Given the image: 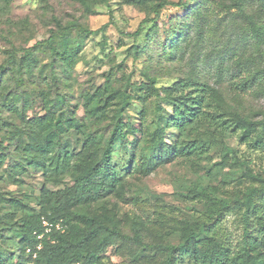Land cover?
Returning <instances> with one entry per match:
<instances>
[{"label": "trees", "instance_id": "obj_1", "mask_svg": "<svg viewBox=\"0 0 264 264\" xmlns=\"http://www.w3.org/2000/svg\"><path fill=\"white\" fill-rule=\"evenodd\" d=\"M79 1L92 8L90 0ZM129 2L144 7L147 16L126 35L136 41L128 53L142 56L147 46L137 40L148 28L146 36H157L161 56L142 70L140 82L129 75L117 86L111 74L102 75L103 83H91L77 99L80 47L70 36L74 29L80 36L103 32L78 21L55 19L47 39L13 48L0 64V164L7 162L0 182L9 179L20 189L15 195L0 184V264H109L110 246L128 250L127 264H264V173L246 159H235L243 169V189H224V196L215 187L191 189L194 198L205 200L201 214L166 223V230L137 216H119L109 206L124 174L149 175L177 158L205 154L222 141L226 128L242 131L248 143L256 132L257 142L264 140V118L255 119L244 105L249 94L264 93V0ZM169 10L172 15L165 17ZM216 39L210 55L193 59L211 62L207 76L196 72V63L178 69L196 48L206 49ZM107 46L104 39L102 48ZM164 78L168 81L161 84ZM154 96L161 101L152 118L134 121L126 115L135 100ZM71 131L84 136L79 151L64 137ZM117 151L128 156L122 164L115 161ZM31 170L43 174L38 194L23 188ZM66 178L72 184L62 189L47 184ZM230 214L242 228L236 242L217 227ZM43 218L63 219L66 229L46 235L34 257L28 249L41 241Z\"/></svg>", "mask_w": 264, "mask_h": 264}, {"label": "rangeland", "instance_id": "obj_2", "mask_svg": "<svg viewBox=\"0 0 264 264\" xmlns=\"http://www.w3.org/2000/svg\"><path fill=\"white\" fill-rule=\"evenodd\" d=\"M90 1L91 9L86 8L79 0H0V64L13 48L31 47L38 41L47 39L51 29L55 28V19H59L63 24L78 21L91 29L101 28L103 32L96 36H80L78 29H74L70 36L71 44L80 47L74 72L77 79L75 84L77 99L91 83L95 82L97 85L103 83L102 75L111 74L117 86L125 83L129 75L133 82H140L142 70L161 58L158 44H156L157 36L152 35L149 39L146 36L148 28L137 40L142 46H147L142 56L135 59L128 53V49L136 41L126 35L137 30L140 22L147 16V11L129 0ZM188 2L192 3L195 0H188ZM172 13L173 11L169 10L165 17L171 16ZM213 19H216L215 15ZM165 21L168 20L165 19L160 24L164 26ZM222 31L223 28L219 31L220 36ZM214 32L215 29L212 28L208 35ZM227 36L228 34L224 35V41ZM104 39L108 43L107 49L102 48ZM219 42L216 39L206 49L205 46L200 45L192 53L189 52L191 54L188 56V62L178 66V69L193 68L190 64H197L193 59H196L198 54L210 55ZM22 54L19 53V56ZM210 64L211 62H203L197 64L198 69H194L200 72V75L207 76ZM161 80V84L168 81L166 78ZM160 101L155 96L148 98L145 102L135 100L126 115L132 117L134 121L142 120L144 115L152 118L155 107ZM244 105L246 110H253L256 114L255 119L264 118L261 115L264 113V93L249 94ZM29 113L32 112L29 111ZM78 114L83 115L82 108ZM242 135V131L226 128L223 136L220 137L222 141L205 154L194 156V158H177L149 175L129 171L124 174L122 187L119 193L113 195L109 206L117 208L119 216H137L148 226H154L161 231L168 228L166 223L171 224L176 219H196L204 209L205 200H201L200 197L194 198L190 193L191 189L215 187V191H219V194L224 196V189L228 193H233L246 185L243 180V169L235 164V159L239 161L246 159L255 172L264 173V140L257 142L256 132L248 143L241 139ZM64 137L71 143V148L79 151L84 140L83 135L71 131ZM127 157L122 151H117L114 156L115 161L120 164L124 163ZM6 166L7 162L0 164V171ZM0 184L11 193L20 194V189L11 180H1ZM47 184L53 189H62L71 185L72 182L66 178L64 183ZM44 185L41 171L31 170L30 175H24L23 188L27 191L38 194ZM219 226L221 236L224 237L225 232L234 242L240 239L242 228L234 214L227 215L222 223L217 225ZM105 257L109 264H127L129 261L128 250L125 248L116 251V247L110 246L105 252Z\"/></svg>", "mask_w": 264, "mask_h": 264}, {"label": "built area", "instance_id": "obj_3", "mask_svg": "<svg viewBox=\"0 0 264 264\" xmlns=\"http://www.w3.org/2000/svg\"><path fill=\"white\" fill-rule=\"evenodd\" d=\"M43 226H44V231L38 234V239L41 241L36 245L35 249H28V253H33L34 257H37V254L40 250L43 248V238L50 234L52 230H57V231H62L64 232L66 229V224L64 223L63 219L56 220V221H50L48 219L43 218Z\"/></svg>", "mask_w": 264, "mask_h": 264}]
</instances>
